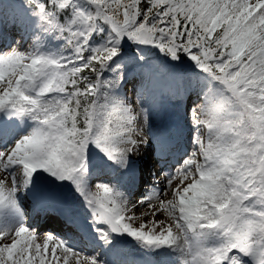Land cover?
<instances>
[{"label": "snow or ice", "instance_id": "snow-or-ice-1", "mask_svg": "<svg viewBox=\"0 0 264 264\" xmlns=\"http://www.w3.org/2000/svg\"><path fill=\"white\" fill-rule=\"evenodd\" d=\"M157 96H195L191 150L133 202L99 177L134 175ZM0 169V264H113L124 238L150 257L127 264H264V0H0ZM53 210L91 254L33 227Z\"/></svg>", "mask_w": 264, "mask_h": 264}, {"label": "bare ground", "instance_id": "bare-ground-1", "mask_svg": "<svg viewBox=\"0 0 264 264\" xmlns=\"http://www.w3.org/2000/svg\"><path fill=\"white\" fill-rule=\"evenodd\" d=\"M132 95H129V96L131 97ZM158 98H161V97L159 96ZM145 106L150 108V115H149L148 120L146 122L143 119H141L140 123H138V126L144 127L146 124H147V126L151 125V128L153 131L162 129L164 127L163 122L168 123L171 121L172 118L181 117L186 112L181 107H178L176 104H173L172 102H170L167 99L162 100L161 107L156 112L151 110L150 104L148 102L145 104ZM183 120H185V119L183 118ZM185 144L187 147L188 146L187 141H185ZM148 150H151V148H148L147 150H145L144 148H141L140 152L136 153V155L134 157L136 159H140L139 160L140 164L142 165V167H145V168L150 166V161L148 160V158H149ZM184 152H185V148H182L181 154L183 155ZM161 168L169 169V168H171V166L168 165V163L166 162V164L163 165ZM158 173L164 174V172H161L160 170ZM3 174H4V172H3ZM142 178H145V172L143 173ZM165 179H166V177L164 178V181H165ZM164 181H162V184ZM180 181H181V177L177 176L172 181V187L173 188L176 187V185L180 184ZM187 182L188 181H185L184 183L186 184ZM160 186H161V188L163 187L161 184H160ZM136 191H138V190H136ZM171 198H172L171 190H169L167 196H161V199H171ZM131 200L133 202H135L133 197H131ZM74 202H76V201H74ZM25 203L30 205L31 204V198H28L25 201ZM152 203L154 205L158 206L159 201L158 200L152 201ZM74 207L76 208L75 204H74ZM77 208H78V210L81 211V214H80L81 219L86 217L87 214L83 211L82 207L77 204ZM149 211H152V209H150L148 206H145L143 208H140V206H137L135 209H132L131 212H129V213L131 215L134 212L137 217H142V218H145L147 220L155 219L157 221H167V223L172 222L171 219L168 217L167 213L157 214L154 218L150 217V216L143 215L144 213H147ZM31 222L32 223L35 222V220L33 219V216H31ZM40 229H44V226L42 225L40 227ZM7 242L10 243V240ZM74 242L79 246L82 245V243H80V241L74 240ZM122 243L123 242H120V244H119V251H114V252L108 254L109 257H114V256L116 257L114 264H127V262L125 263L124 261H122L123 258L130 259L131 261L150 258L147 253L140 254L139 252H136V249H138V248H135L134 246H132L131 248H125V246H127L128 244H126V243L122 244ZM70 264H71V261H70Z\"/></svg>", "mask_w": 264, "mask_h": 264}, {"label": "rangeland", "instance_id": "rangeland-1", "mask_svg": "<svg viewBox=\"0 0 264 264\" xmlns=\"http://www.w3.org/2000/svg\"><path fill=\"white\" fill-rule=\"evenodd\" d=\"M10 15H11V11H10ZM9 29H10V25H9ZM201 115V114H200ZM140 169V167H136L135 168V174H136V170H139ZM3 170L2 169H0V179H4V178H6L7 177V175H5V174H3ZM124 179V178H123ZM121 182H124V180H120ZM149 182H150V180H149ZM148 182V180H147V182H138V184H137V190H142L145 194L148 192V190L153 186L152 184H150V185H146V183H149ZM148 186V187H147ZM126 190H127V188H126ZM128 191V190H127ZM129 192V191H128ZM139 194H140V192H139ZM136 199V198H135ZM33 213H35V212H33ZM129 214V213H128ZM130 215V214H129ZM45 219V218H44ZM44 219L42 220V222L45 224V222H44ZM61 220V219H60ZM60 220H58L56 217L54 218V224L52 225V226H49V225H46V226H44V229H42L41 231L42 232H44V231H46L47 233H53V232H50L49 231V229H52L54 232H57V233H59V232H61L60 231V226H65V225H62V223L60 222ZM145 220H147V219H145V218H139V219H137L136 221H135V223L136 224H139V223H141V222H143V221H145ZM51 222V221H50ZM165 224L167 223V221H163ZM32 225H33V227H35L36 229H40V221H39V219H36L35 220V222L34 223H32ZM79 235H80V237L83 239V240H85V238L87 237V238H89L87 235H84V236H82L80 233H79ZM86 236V237H85ZM128 238H124L123 240H127ZM122 240V241H123ZM130 240V239H129ZM80 243H82L81 241H80ZM85 243H86V247H87V244H88V242L85 240ZM131 243V242H130ZM129 243V244H130ZM85 246L83 247V245H81V247H82V249L83 248H85Z\"/></svg>", "mask_w": 264, "mask_h": 264}]
</instances>
